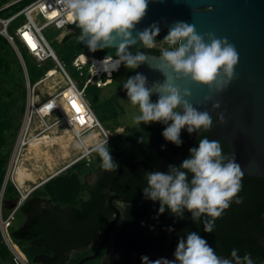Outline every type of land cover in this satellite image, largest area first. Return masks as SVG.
Listing matches in <instances>:
<instances>
[{
	"label": "trees",
	"instance_id": "obj_1",
	"mask_svg": "<svg viewBox=\"0 0 264 264\" xmlns=\"http://www.w3.org/2000/svg\"><path fill=\"white\" fill-rule=\"evenodd\" d=\"M68 29L69 33L62 38L61 43L71 50V60L74 55L80 54L79 49L91 52L78 44L79 30L73 25ZM165 32L168 33V30ZM99 50V55L117 58V52L111 48L97 51ZM55 55L59 61H65L61 53L57 52ZM45 62L54 65L50 61ZM44 66L46 64L37 66L43 67L37 80L53 70ZM122 67L123 65L118 71H121ZM55 75L56 72L49 78ZM134 75L135 70H130L125 81ZM90 85L99 91V88ZM24 96L20 63L13 50L0 36V188L3 184L5 158L8 152L6 136L14 124L13 114L15 112L20 114L22 111ZM108 116L110 120L114 116L113 111L109 112ZM165 127L167 125L159 122L158 125L142 128L141 140L144 143L148 134L153 132L162 150H176L174 156L164 158L168 165L176 167H179L184 159L190 158L189 149L198 147L200 139L209 137V130L201 129L197 136L195 132L192 133L193 141H189L187 139L189 133L185 127L181 130L180 136L183 143L177 147L162 136ZM220 143L224 156L229 159L230 155L226 152L224 143ZM116 148L112 138L109 150L119 165L116 172L105 171L101 165V158L94 153V162L99 163L97 166L88 167L84 160H79L68 166L64 173L49 178L28 193L8 227L10 239L19 247L27 264H77L81 258L92 254L114 216L111 206H115V202L118 201L113 199L108 203L112 195L130 201H152L145 198L143 189L147 186L145 174L154 170L142 160L126 166V159L130 158L120 155ZM132 165L139 168L132 169ZM79 175H92L91 183L80 182ZM190 180L191 178L189 182ZM242 185L239 196L243 198V203L240 205L232 203L222 217L215 220L212 233L204 232L203 224L194 221L187 209L184 210L183 218H180L167 208L160 214V204L157 203L121 202L123 207L115 223L118 229L106 239L99 254L91 263L97 262L106 249L107 255L98 262L99 264H118L116 258H121V254L131 264H138L146 254L156 260L160 258L174 260L179 239L181 237L186 239L188 233L197 232L222 257H230L231 251L238 249L241 256L246 252L250 253L255 264H263L264 180L243 176ZM81 190H84L85 197L80 196ZM17 198V192L7 180L3 186L1 209H10ZM169 228L174 231L169 232ZM109 251L111 255L108 256ZM0 264H13L12 256L1 237Z\"/></svg>",
	"mask_w": 264,
	"mask_h": 264
},
{
	"label": "clouds",
	"instance_id": "obj_2",
	"mask_svg": "<svg viewBox=\"0 0 264 264\" xmlns=\"http://www.w3.org/2000/svg\"><path fill=\"white\" fill-rule=\"evenodd\" d=\"M58 3L68 21L80 29L79 39L86 42L90 51L117 49L116 59L105 58L102 62L109 75L121 64L135 70L147 62L145 52L129 50L137 43L144 49L157 47L158 23L139 31L136 38L132 35L136 25L147 15L149 0H58ZM163 41L175 46L160 50V64L156 70L164 75L163 83H154L149 88L147 77L137 73L123 82V88L130 102L139 108L136 123L167 125L162 136L179 147L183 143L182 129L186 127L189 134L209 130L213 128V119L207 111L197 110L185 99L191 92L188 89L182 91L176 81L190 77L193 82L210 89L216 85L215 90L223 92L236 78L239 54L227 38H217L214 33L198 34L194 25L183 21L174 23ZM154 93L159 96L155 103L151 100ZM205 100H211V97L207 96ZM213 108H219V104H213ZM220 122L224 123L223 117ZM92 151L101 158L105 171H117L119 165L110 154L107 139L95 142ZM189 152L190 158L184 159L179 167L169 165L166 173H146L144 196L160 202V214L167 208L173 215L183 218L187 209L194 221L203 224L204 232L212 233L215 220L221 218L232 203H243L239 193L244 174L235 158L229 160L224 156L219 140L200 139L198 147ZM189 173L192 174L190 182ZM174 257V260L149 261L146 256L141 259L143 264H255L250 253L241 256L238 249H233L230 257L218 255L197 232L179 239Z\"/></svg>",
	"mask_w": 264,
	"mask_h": 264
},
{
	"label": "water",
	"instance_id": "obj_3",
	"mask_svg": "<svg viewBox=\"0 0 264 264\" xmlns=\"http://www.w3.org/2000/svg\"><path fill=\"white\" fill-rule=\"evenodd\" d=\"M183 21L195 26L198 34L214 33L217 38H227L239 54L235 67L236 78L224 89L217 92L216 85L209 86L193 82L191 78H182L176 84L183 91L188 89L190 97H185L199 111L213 115V128L209 129V140L224 143L229 160L241 166L243 176L264 180V0H149L147 15L136 25L133 38L153 23H158L160 32L169 30L176 22ZM75 28L80 29L73 24ZM77 42L88 48L86 42ZM205 41L208 42L205 35ZM118 43V42H117ZM115 52V47H110ZM161 49H144L148 56L135 74L147 77V87L154 83H163L164 75L156 70L159 67ZM210 96L211 100H205ZM159 98L154 93V101ZM218 103L219 108H213ZM223 117L224 123L220 122ZM192 174H188V180ZM119 202L157 203L159 201H130L120 196H111ZM122 207V204H118ZM12 207V205H11ZM10 207V208H11ZM114 213L94 252L81 258L82 264L95 258L105 243L111 229L118 221L120 211L111 206Z\"/></svg>",
	"mask_w": 264,
	"mask_h": 264
},
{
	"label": "rangeland",
	"instance_id": "obj_4",
	"mask_svg": "<svg viewBox=\"0 0 264 264\" xmlns=\"http://www.w3.org/2000/svg\"><path fill=\"white\" fill-rule=\"evenodd\" d=\"M14 9L16 8H11L9 11L0 13V17H6L8 14L12 13ZM14 23L15 22H13L11 26ZM67 33H69V29L67 28L55 30L52 27H48L41 31L42 36L48 42L53 52H59L64 57L65 61L58 60L63 70L78 87H81L88 75L87 66L82 67L80 70H75L71 66L70 61L72 52L64 43H61L62 38ZM166 35L167 33L165 30L159 33L156 37L157 47L170 50L175 46H169L166 41H163ZM138 45L141 44L137 43L129 50L135 53ZM19 51L25 63L28 79L30 83H32L38 79L39 74L43 71V67H37V64L29 58L22 49H19ZM79 52L85 57L98 59L101 62L106 58V55H99L100 50L97 52H86L84 49H79ZM45 64L46 66L44 67L55 70L56 75L38 85V92L42 95L54 91V93L59 92L63 84L59 75V69L48 62L41 63L42 66ZM130 70L131 69L123 66L121 71H118L113 76L110 75L108 77L106 74L100 76L99 80L103 83L102 86H98L96 81L91 83L95 88H99V91H96L91 85H87L83 91L84 98L100 125L112 131L111 133L114 134L113 142L120 155L128 156L133 162L142 160L151 167L154 172L161 171L166 173L169 165L159 159L152 149L145 146L140 136V130L142 128L148 125H156L158 122H151L149 124L143 122L140 124L136 123L135 117L140 114L139 108L133 105L128 98L123 96L126 94V90L123 88V82ZM79 74H81V77ZM116 94H118V96H116ZM61 110L64 116H69V111L65 106L62 107ZM111 111H113L114 116L108 120V114ZM22 116L23 108L20 114L16 112L13 114L14 124L6 136L8 152L5 158L3 183L6 180L11 182L12 175L13 182L24 195L26 193L28 194L31 190L49 178L64 173L66 168L73 164L72 162L75 161L81 153L85 154L86 152L81 148L82 146H80V144L72 140V132L67 127L62 126L61 123L56 124V117L48 118L45 120V125L41 127H39L38 124L31 125L27 131L25 130V135L20 137ZM20 142H25L27 144L14 151L16 144ZM94 153L95 152H91L80 160H84L88 167H95L99 163L94 162ZM78 178L80 182L89 184L93 177L92 175H79ZM80 196L85 197L84 190H81ZM115 207L119 209L118 204H115ZM8 213L9 209H1L2 217H7ZM9 218L10 216L7 220H9ZM117 229V224H114L107 238L110 237L111 233L115 234ZM93 244H96L95 241ZM106 255L107 249L100 255L99 260L93 264H99L98 262ZM145 256L148 257L149 261L156 260L150 255L146 254ZM93 259L91 260L93 261ZM91 260H89L90 262L86 261L85 264H92Z\"/></svg>",
	"mask_w": 264,
	"mask_h": 264
},
{
	"label": "built area",
	"instance_id": "obj_5",
	"mask_svg": "<svg viewBox=\"0 0 264 264\" xmlns=\"http://www.w3.org/2000/svg\"><path fill=\"white\" fill-rule=\"evenodd\" d=\"M11 8L16 9L6 17H0V36L13 50L22 69V86L25 96L20 137L25 135V130L27 131L31 125L38 124L41 127L45 125V120L56 117V124L61 123L62 126L67 127L72 132V140L80 144L86 152L85 154L81 153L82 155L80 154L72 163L94 152L92 146L97 141L107 139L109 147L114 134L100 125L83 95L84 88L94 81L97 82L100 76H104V74H98L96 77L92 76V58L76 54L70 62L71 66L75 70L87 66L88 73L81 87H78L63 70L55 53L41 34L44 28L52 27L55 30H63L73 25L68 21L67 16L63 14L58 0H0V13L9 11ZM13 22L15 23L11 26ZM19 49H22L37 66L45 61H50L59 69V75L63 82L59 92L39 94L38 85L52 76L55 70L48 71L39 80L30 83ZM112 73H115V71ZM79 75L81 77V74ZM63 106L69 111L67 117L62 113L61 108ZM77 108L79 111H77ZM25 144L27 143L20 142L16 144L14 151ZM5 182L0 189V201ZM10 183L16 189L18 198L9 209L7 217H2L0 205V237L12 256L13 264H27L18 246L10 239L8 227L13 220L14 213L28 194L23 195V192L13 182L12 175ZM9 216L10 218L7 220Z\"/></svg>",
	"mask_w": 264,
	"mask_h": 264
},
{
	"label": "flooded vegetation",
	"instance_id": "obj_6",
	"mask_svg": "<svg viewBox=\"0 0 264 264\" xmlns=\"http://www.w3.org/2000/svg\"><path fill=\"white\" fill-rule=\"evenodd\" d=\"M141 48H143L142 47V45H139L138 46V48H137V50H136V52L139 50V49H141ZM157 49H160V48H158V47H156ZM113 59H116V58H113ZM121 65H123V64H121ZM124 66V65H123ZM118 71V70H117ZM102 82H101V84L100 85H98V86H102ZM119 94V93H118ZM118 94H116V96H118ZM119 95H121V94H119ZM125 98H128L127 97V93L125 94V95H123ZM153 102H156V101H154L153 99H151ZM158 124H159V122H158ZM158 124H156V125H158ZM149 126V125H148ZM154 126V125H153ZM198 135V132H195V136H197ZM187 139L189 140V141H193V135L192 134H188V136H187ZM144 145L145 146H147L148 148H150V149H152L154 152H155V154H156V156L159 158V159H161L163 162H165L164 161V158L165 157H167V156H174L175 155V151L176 150H170V149H167V150H162L161 149V147L159 146V140H158V138H157V136L155 135V134H153V132L152 133H149L148 134V136H147V140L144 142ZM140 161V160H139ZM136 162V161H135ZM131 163H134L133 161H131L130 159H126V166H128V165H130ZM166 163V162H165ZM131 168L132 169H137V168H139V167H137V166H135V165H132L131 166ZM112 196H118V195H112ZM121 197V196H120ZM113 200V199H112ZM114 200H117V199H114ZM118 201V200H117ZM115 204H121V202H115ZM122 206V205H121ZM123 207V206H122ZM122 207H119V211H120V209L122 208ZM122 252V251H121ZM109 255H111V252L109 251V253H108V256ZM118 256H119V254H118ZM152 257V256H151ZM125 256L123 255V254H121V258H116V262L118 263V264H127V263H129L127 260H125ZM136 262V261H135ZM129 264H131V263H129ZM134 264H136V263H134ZM138 264H143V262H142V259H141V261L138 263Z\"/></svg>",
	"mask_w": 264,
	"mask_h": 264
},
{
	"label": "bare ground",
	"instance_id": "obj_7",
	"mask_svg": "<svg viewBox=\"0 0 264 264\" xmlns=\"http://www.w3.org/2000/svg\"><path fill=\"white\" fill-rule=\"evenodd\" d=\"M106 58H108V59L111 58L112 59V57H106ZM92 60H93L92 61V65H91V72L93 74L92 76L96 77V75H98V74H106L109 77L111 74H113L112 73L113 71H112L111 74L109 75V73L105 70V67H104V65H103V63L101 61H99L98 59H94V58H92ZM115 72H117V71H115ZM100 84H101V82L98 79L97 80V85H100Z\"/></svg>",
	"mask_w": 264,
	"mask_h": 264
},
{
	"label": "snow or ice",
	"instance_id": "obj_8",
	"mask_svg": "<svg viewBox=\"0 0 264 264\" xmlns=\"http://www.w3.org/2000/svg\"><path fill=\"white\" fill-rule=\"evenodd\" d=\"M74 106H75V104H74ZM77 111H79V109L77 108Z\"/></svg>",
	"mask_w": 264,
	"mask_h": 264
}]
</instances>
